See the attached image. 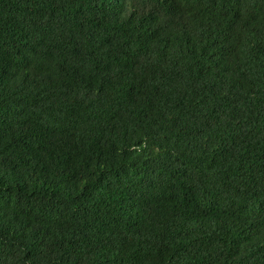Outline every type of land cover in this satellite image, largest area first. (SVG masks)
<instances>
[{
	"label": "trees",
	"instance_id": "trees-1",
	"mask_svg": "<svg viewBox=\"0 0 264 264\" xmlns=\"http://www.w3.org/2000/svg\"><path fill=\"white\" fill-rule=\"evenodd\" d=\"M0 264H264V0H0Z\"/></svg>",
	"mask_w": 264,
	"mask_h": 264
}]
</instances>
